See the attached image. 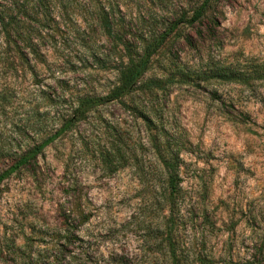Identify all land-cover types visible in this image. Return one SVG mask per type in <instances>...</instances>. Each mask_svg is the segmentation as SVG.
<instances>
[{
    "label": "rangeland",
    "instance_id": "1",
    "mask_svg": "<svg viewBox=\"0 0 264 264\" xmlns=\"http://www.w3.org/2000/svg\"><path fill=\"white\" fill-rule=\"evenodd\" d=\"M121 3L140 34L147 3ZM66 11L37 77L0 61V173L79 99L118 83L122 55L92 11ZM159 15L144 33L174 17ZM160 155L178 160L173 208ZM252 263L264 264V0H214L171 34L134 92L0 184V264Z\"/></svg>",
    "mask_w": 264,
    "mask_h": 264
},
{
    "label": "trees",
    "instance_id": "2",
    "mask_svg": "<svg viewBox=\"0 0 264 264\" xmlns=\"http://www.w3.org/2000/svg\"><path fill=\"white\" fill-rule=\"evenodd\" d=\"M149 7L143 12L134 29L132 18L127 19L122 10V0H0V61L11 75L20 71L37 77L39 65L45 64L47 53L57 42L62 12L69 6L81 2L92 11V21L101 29L108 41L121 53L118 83L104 96H88L78 100L73 114L53 135L39 145L28 149L8 169L0 173V184L17 170L36 159L40 152L56 138L69 130L91 110L109 102L122 100L135 91L140 79L149 68L153 56L181 25H193L207 13L214 0H180L179 7L172 8L167 0H137ZM150 4H153L152 9ZM150 5V6H149ZM174 16L166 23L165 30L156 35L144 33V28L153 22L159 13ZM132 36V38H131ZM141 42L142 52H135L133 41ZM6 98V97H5ZM36 112L40 114L39 110ZM160 161L167 172V201L173 208L179 191L178 160L160 155ZM258 259V258H257ZM252 262L258 263L254 260ZM253 264V263H252Z\"/></svg>",
    "mask_w": 264,
    "mask_h": 264
}]
</instances>
